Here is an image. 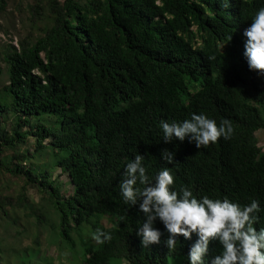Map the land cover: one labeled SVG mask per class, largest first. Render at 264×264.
<instances>
[{"label":"trees","instance_id":"16d2710c","mask_svg":"<svg viewBox=\"0 0 264 264\" xmlns=\"http://www.w3.org/2000/svg\"><path fill=\"white\" fill-rule=\"evenodd\" d=\"M48 1L51 27L3 56L0 175L23 181L16 204L38 217L27 191L46 195L58 215L54 234L83 264H189L195 237H180L170 249L167 232L148 247L136 234L144 214L124 202L119 185L138 153L153 179L169 167L177 189L258 199L264 208V150L256 137L264 130V73L250 70L243 55L244 29L264 0ZM6 5L0 0L1 10ZM201 112L231 121V138L200 148L187 139L163 141L161 120ZM30 139L34 152L22 151ZM165 148L176 153L171 163L161 157ZM33 160L40 162L24 165ZM53 169L68 176L72 193L62 195ZM12 203L0 196V219H11ZM259 215L257 228L264 227V211ZM97 229L111 239L98 243ZM9 249L0 242V264H13ZM220 251L213 241L209 256ZM20 264L54 263L28 249Z\"/></svg>","mask_w":264,"mask_h":264},{"label":"clouds","instance_id":"9594fccd","mask_svg":"<svg viewBox=\"0 0 264 264\" xmlns=\"http://www.w3.org/2000/svg\"><path fill=\"white\" fill-rule=\"evenodd\" d=\"M243 36V55L249 69L264 73V7L256 11ZM160 128L165 143L187 139L197 148L215 143L221 137L230 139L234 133L231 121L224 119L218 123L203 112L193 113L181 122L161 120ZM175 156L167 148L161 150V157L169 163ZM144 159L138 153L127 163L119 185L124 202L138 206L144 214L143 223L136 230L144 247L160 244L167 232L164 243L170 249L176 247L180 237L188 241L195 237L187 253L189 264H264V227H256L264 208L258 199L241 203L228 196H197L187 186L177 189L171 168H162L153 179ZM157 222L163 225V230L156 226ZM94 238L102 244L111 235L97 229ZM213 241L218 242L221 251L209 256Z\"/></svg>","mask_w":264,"mask_h":264},{"label":"rangeland","instance_id":"374dc122","mask_svg":"<svg viewBox=\"0 0 264 264\" xmlns=\"http://www.w3.org/2000/svg\"><path fill=\"white\" fill-rule=\"evenodd\" d=\"M64 1V0H60ZM6 8L0 9V87L8 84V76L3 61L9 46H18L24 38L36 40L45 30L51 27L53 15L48 0H6ZM8 126V125H7ZM259 145L264 150V130L256 133ZM23 147L22 151L34 152V139ZM8 155H12L11 152ZM39 163L38 160L26 162L24 165ZM51 180L59 185L62 195H69L73 191L68 176L58 169L51 170ZM23 181L9 174L0 175V196L12 198L13 206H7L11 219H0V242L8 245L9 262L20 264L21 252L26 250H40L54 264H83L82 256L73 252L57 238L51 225L57 223L58 215L53 209L46 195L37 190L28 189L27 197L38 217L31 211H26L16 204V199L22 191ZM32 210V211H33ZM44 217L42 223L37 218ZM15 219L14 222L12 220ZM107 224L106 220L104 221ZM36 237L39 241L36 243ZM76 239V237H75ZM79 249L76 251L78 252ZM113 264H128L125 261Z\"/></svg>","mask_w":264,"mask_h":264}]
</instances>
